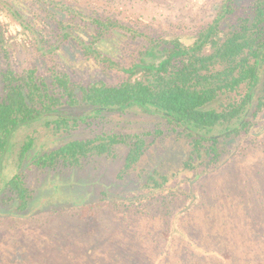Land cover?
Instances as JSON below:
<instances>
[{"label": "rangeland", "instance_id": "rangeland-1", "mask_svg": "<svg viewBox=\"0 0 264 264\" xmlns=\"http://www.w3.org/2000/svg\"><path fill=\"white\" fill-rule=\"evenodd\" d=\"M62 1L79 9L68 19L80 26L75 28L82 38L94 30L90 16L115 18L141 34L125 31V36L99 41L102 52L119 66L132 62L146 43L143 35L189 40L211 21L221 2ZM33 13L48 48L51 27L38 11ZM17 24L0 14V89L7 70L35 68L47 76L56 69L82 83L102 79L117 84L126 77L104 56L82 53L79 42L41 50ZM252 123L247 133L227 139L213 161L204 150L195 157L189 140L168 130L158 115L135 108L107 113L103 122L73 131L70 138L103 130L144 133L145 147L126 170L129 147L123 142L74 166L59 163L48 171L27 163V207L16 208L8 191L0 198V264H264V107ZM156 129L162 133L154 135ZM25 132L18 133L17 142ZM34 133L38 151L63 137L41 127ZM15 163L12 159L6 167V176Z\"/></svg>", "mask_w": 264, "mask_h": 264}, {"label": "trees", "instance_id": "trees-1", "mask_svg": "<svg viewBox=\"0 0 264 264\" xmlns=\"http://www.w3.org/2000/svg\"><path fill=\"white\" fill-rule=\"evenodd\" d=\"M27 3L34 6L32 13ZM35 11L51 27L53 41L48 48L79 42L82 53L104 56L126 77L108 84L102 79L77 82L68 72L56 69L47 76L35 68L1 74L0 198L8 191L18 209H25L30 199L23 170L27 163L48 171L59 163L74 166L88 155L108 154L123 142L129 147L123 169L131 167L145 147L144 133L103 130L87 138L69 137L81 127L103 122L107 113L135 108L158 115L168 130L189 140L195 157L204 150L213 161L227 139L248 132L264 107V0H221L211 21L189 40L143 35L146 43L128 66L114 63L112 55L106 56L98 45L110 35H141L115 18L90 16L94 30L82 38L75 28L80 26L68 19V15H79V9L62 0H0V14L28 30L42 50L48 42L36 25ZM37 127L63 136L62 141L36 150ZM22 130L26 132L17 142ZM160 133V129L153 131ZM12 159L16 166L6 176Z\"/></svg>", "mask_w": 264, "mask_h": 264}]
</instances>
